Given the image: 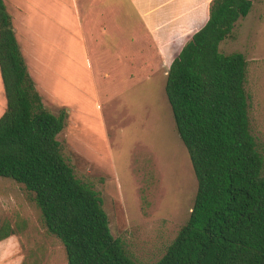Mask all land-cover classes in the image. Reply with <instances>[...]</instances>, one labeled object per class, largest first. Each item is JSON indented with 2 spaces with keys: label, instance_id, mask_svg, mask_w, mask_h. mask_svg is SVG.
Segmentation results:
<instances>
[{
  "label": "rangeland",
  "instance_id": "obj_1",
  "mask_svg": "<svg viewBox=\"0 0 264 264\" xmlns=\"http://www.w3.org/2000/svg\"><path fill=\"white\" fill-rule=\"evenodd\" d=\"M205 1L163 0L147 26L133 0H96L81 32L69 0L46 1L45 18L33 7L39 0L26 2L28 18L15 12L46 107L68 112L58 136L63 153L76 176L100 192L112 233L137 264L162 258L194 204L197 179L165 86L181 43L207 19ZM110 2L116 5L104 8ZM220 49L248 61L250 129L264 156V0L254 1ZM4 97L0 87V116ZM5 222L15 233L0 239V264H67L33 194L0 177V226Z\"/></svg>",
  "mask_w": 264,
  "mask_h": 264
},
{
  "label": "trees",
  "instance_id": "obj_2",
  "mask_svg": "<svg viewBox=\"0 0 264 264\" xmlns=\"http://www.w3.org/2000/svg\"><path fill=\"white\" fill-rule=\"evenodd\" d=\"M255 0H210L208 18L173 56L166 94L197 179L190 216L156 264H264V156L250 129L248 61L221 51ZM0 177L25 185L67 264H137L112 233L100 192L75 174L59 134L68 112L48 109L5 0H0ZM15 233L9 222L0 239Z\"/></svg>",
  "mask_w": 264,
  "mask_h": 264
},
{
  "label": "crops",
  "instance_id": "obj_3",
  "mask_svg": "<svg viewBox=\"0 0 264 264\" xmlns=\"http://www.w3.org/2000/svg\"><path fill=\"white\" fill-rule=\"evenodd\" d=\"M40 1H41L42 4H40L38 6H33V7H36V9L40 8V9H37L36 11L40 14V16L42 18H45V16H47V14L51 15V6L49 5V7H47V4H46V1L48 2V0H39V2ZM69 1L71 3H73V5L71 7L74 9V11H75V13L77 15V20H78V23H79V29H80V32H81V30H82V23L81 22H82V19H84V13H86V11H87L88 4L90 2H92L93 6H95V1L96 0H69ZM133 1L138 4V6H139V8L141 10L142 20L144 19L143 22H145V24H147V26L150 25V23L152 22V19H153L152 12L154 10L157 11L156 9H158L159 6L161 5V3L163 2V0H133ZM5 2H6V5L8 7V10L10 11V13H11V15L13 17L14 28H15L16 35H17V38L19 40V43L21 45L20 36H19L17 28H16V20H17V16H18L17 13L18 14L20 13L19 15L22 18H24V17L28 18V15L30 14V10H28L27 6H26V4H27L26 2H28V0H5ZM202 2H203V0H202ZM209 2H210V0H206L204 2L205 11H207V6H208ZM198 4H199V1L196 2L195 7H198ZM115 5L116 4L110 2L109 4L106 5V7L104 6V8L114 7ZM49 8H50V10H49ZM16 11H17V13L15 14ZM80 12L82 13V15L80 14ZM80 15H81V17H80ZM207 18H208V15H207ZM206 20H205V22H206ZM201 26H199L198 28H200ZM182 44L183 43H181V45ZM22 50H23V48H22ZM0 80H1V82H0L1 92H3V94H4V88H3V82H2L1 74H0Z\"/></svg>",
  "mask_w": 264,
  "mask_h": 264
}]
</instances>
